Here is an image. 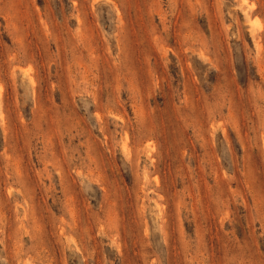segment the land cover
Instances as JSON below:
<instances>
[{"label":"rangeland","instance_id":"rangeland-1","mask_svg":"<svg viewBox=\"0 0 264 264\" xmlns=\"http://www.w3.org/2000/svg\"><path fill=\"white\" fill-rule=\"evenodd\" d=\"M0 264H264V0H0Z\"/></svg>","mask_w":264,"mask_h":264}]
</instances>
